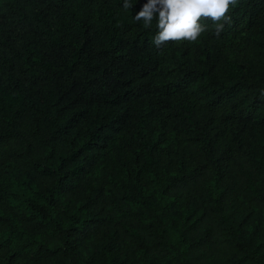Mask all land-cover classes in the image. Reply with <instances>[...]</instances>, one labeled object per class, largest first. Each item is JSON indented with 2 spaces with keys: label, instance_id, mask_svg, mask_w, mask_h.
<instances>
[{
  "label": "trees",
  "instance_id": "trees-1",
  "mask_svg": "<svg viewBox=\"0 0 264 264\" xmlns=\"http://www.w3.org/2000/svg\"><path fill=\"white\" fill-rule=\"evenodd\" d=\"M146 2L0 0V264H264V0Z\"/></svg>",
  "mask_w": 264,
  "mask_h": 264
},
{
  "label": "clouds",
  "instance_id": "clouds-1",
  "mask_svg": "<svg viewBox=\"0 0 264 264\" xmlns=\"http://www.w3.org/2000/svg\"><path fill=\"white\" fill-rule=\"evenodd\" d=\"M238 0H147L134 16L135 21H143L149 28L156 21L157 32L154 44L193 43L198 40L206 26L202 20H210L216 25V35L223 31L225 23H231L229 12ZM129 0H124L123 8L131 9Z\"/></svg>",
  "mask_w": 264,
  "mask_h": 264
}]
</instances>
